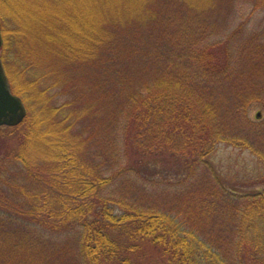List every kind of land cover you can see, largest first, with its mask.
<instances>
[{
    "label": "trees",
    "instance_id": "16d2710c",
    "mask_svg": "<svg viewBox=\"0 0 264 264\" xmlns=\"http://www.w3.org/2000/svg\"><path fill=\"white\" fill-rule=\"evenodd\" d=\"M66 1L85 26L51 11L61 72L23 67L45 104L0 126V264H264V148L240 128L264 26L226 31L233 0ZM218 143L256 155L252 182L213 167Z\"/></svg>",
    "mask_w": 264,
    "mask_h": 264
},
{
    "label": "rangeland",
    "instance_id": "374dc122",
    "mask_svg": "<svg viewBox=\"0 0 264 264\" xmlns=\"http://www.w3.org/2000/svg\"><path fill=\"white\" fill-rule=\"evenodd\" d=\"M69 2L66 0H0V59L3 65L2 68H4L11 91L17 95L24 104L26 114L29 109L31 111H40V109H42L41 106L45 104L44 102L46 100V97H44L45 95L37 92V85H31V83L28 82L27 77H25L26 71L23 70V67L29 66L30 57L34 55L36 58L38 54L42 55L45 57L43 66L52 69L56 73H59L62 70L59 64L60 57L63 56L64 53L61 48L55 44L57 42L53 39L54 31H48V29L50 30V24L48 23L46 25L48 20L51 22L53 19L51 11L55 7L60 9L59 13L61 15L58 19H60L61 23L63 15L69 29L70 27L81 29V27L85 26L84 23H81V16H77V14L73 12V10L76 9L79 13L77 8L79 7L78 4L75 8V6L72 7L73 3ZM188 2H190L191 6L195 4L198 6L200 4L206 6L210 5L212 1L182 0V7L186 6ZM259 2L260 0H233V16L231 15V18L227 19L226 26L228 28L226 31L233 29L241 22H243L244 26L242 29V34L244 36L262 28L264 26V3L261 2L258 4ZM214 4L215 3H212L209 9H211ZM69 5H71V7L67 8ZM93 7L97 9L96 5ZM162 9L164 10V8ZM211 10H209L210 13ZM251 11L252 14L249 15ZM69 13L74 15L72 19L70 18V15H68ZM118 13L122 14L121 12ZM128 13L129 12L125 14ZM180 20L181 19L178 18L177 20L172 21L173 23L175 22V28H178L181 25ZM211 22L212 27L215 25H221L220 21H216L215 19ZM244 36H241V38L245 39ZM238 41H240V38H238ZM2 44L4 46H2ZM246 48L249 52L244 51L242 53V56L245 57L242 64L245 65V61L260 64L256 59L247 58V52L252 54L254 47L246 46ZM231 50H233L232 47ZM23 64L25 65L23 66ZM257 66L259 69L260 65ZM260 71L262 74L264 73L263 66L260 67ZM226 88L230 90L229 85ZM250 94H253V92ZM232 96L233 94L230 96L231 99H233ZM262 105V101L252 100L246 112L245 121L247 123L242 124L240 128H242L241 132L244 135H253L251 138L255 140L258 146L261 145V148H264V108ZM40 139H37V142H39ZM213 150L214 151L208 155V161H210L213 167L219 173H222L225 178L230 179V177H232V183H235V185L240 188L246 186L245 183L252 182V180L248 181L247 179L254 174L255 169L260 167V162L257 160L256 155H253L249 149H240L238 146L218 143ZM31 154L35 158H40L41 155H46L44 151L38 150L37 148L35 151L32 150Z\"/></svg>",
    "mask_w": 264,
    "mask_h": 264
},
{
    "label": "water",
    "instance_id": "95a60500",
    "mask_svg": "<svg viewBox=\"0 0 264 264\" xmlns=\"http://www.w3.org/2000/svg\"><path fill=\"white\" fill-rule=\"evenodd\" d=\"M2 67L0 59V126H13L23 120V117L26 115V109L21 99L11 92L8 79Z\"/></svg>",
    "mask_w": 264,
    "mask_h": 264
}]
</instances>
